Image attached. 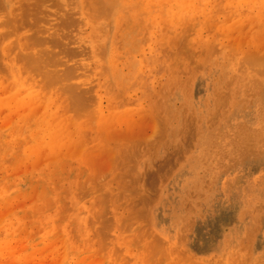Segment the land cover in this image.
I'll use <instances>...</instances> for the list:
<instances>
[{"label": "rangeland", "instance_id": "obj_1", "mask_svg": "<svg viewBox=\"0 0 264 264\" xmlns=\"http://www.w3.org/2000/svg\"><path fill=\"white\" fill-rule=\"evenodd\" d=\"M8 1L9 5L7 4V0H0V6L2 4V7L0 8H3L0 9V24L2 23V27L0 26V36H5L7 31H9V29L3 28V23L6 22L4 21V19L8 20L9 23L12 24L10 25L11 28H13L14 26L15 29L21 30L18 31L20 39L17 37V40H22V44L17 46L16 37H12L13 35L11 36L10 40L2 43L3 41H5L3 40L0 43V52L3 54H1L2 56H0H9V59L3 61L4 63L5 61L7 62L5 63V65L10 72L9 77H11V79L14 81H11L7 74H5L6 78H3V73H0V83H2L0 85V120H2V122H0V130L2 128L6 129V126H9V124L11 125L15 121H18V119L23 115L32 114L34 116V119L40 120L46 111V106L44 105V108H40L42 112L40 110L38 112L39 107L31 103L19 104L17 107H14V104L10 105V107H6L5 104H1V99H8L14 94V92L18 93L21 99L29 100V95H31L33 97L35 96V101H38V99L41 97L39 88H41L43 85H46L44 86V89H47L48 87V83H46L47 80L45 81L42 79V76H45L48 73L40 69L41 71L39 70L38 72H45V75L41 74L42 78L40 79L38 76H35L38 69H33L32 67H30V63L29 66L27 61L25 62V59L21 58L22 55H24L25 50L29 52V48L30 50L32 48V51H30L31 53L47 52L56 54L55 52H58L59 54V52H61V49L56 46V41L54 40L56 39L57 43L58 41H61L59 43L60 46L64 44L65 47L71 50H83V54L81 53L82 57L81 55H79L80 60L77 57L70 59V61H67L69 60L67 59L66 61L70 64L67 62H62L63 64L61 63V65H64L62 67H75L79 64L83 66L86 65V62H88L87 65L90 66L94 62V60L92 59L94 56L93 51L95 54L100 55L99 53L102 50H100L99 48L102 49L101 46L104 45V41L106 43L104 45L105 49L103 46L102 53L104 52V50L105 52L108 51L107 48H109V44L106 41L107 37L105 35L101 37V35L106 33L105 28H103V24L104 27H108L109 25L114 23V20H112L111 18L110 20L109 18H107L106 20L103 19L96 22V20L93 18V15L90 14L92 18L91 20L95 21L94 24H92L91 22L87 23L86 25L84 23H81L83 26H79L80 22L78 20L80 19L81 21V16L83 17V11L81 7L84 6L81 3V0H40L42 1L40 3L39 0L38 2L36 0H33V2L32 0ZM121 1L125 2V0ZM137 1L138 0H128L124 4V6L123 4L119 5L122 13L120 17L123 24L119 29V36L120 40H122L123 46H121V49L118 51L117 61L118 68L120 67L118 69V74L120 75V72H122L123 75L122 78L119 79V82L121 84L120 89L123 91L119 90V96L117 95L116 89L111 90L110 92L101 91L102 94L100 97V109L98 108V115L101 117L100 120H104V118H106L109 119L108 122L110 124L113 123L112 125H110L107 122L109 124L108 129L112 132V134H110V137L113 136L114 131L116 132H114V140L111 138L113 141L112 144L109 137L102 140L100 143L101 150L98 147V151L96 152L99 153V155L95 154V151L92 150V143L90 145L87 144L88 148L86 150L87 155V151L89 152L90 149V151H92L89 152L90 156L87 157L86 155V159L88 160L89 158V161H87L88 163L86 162V164L87 166H89V168H91L93 172L92 176L96 177L97 182H100L101 177L110 176L106 180L103 179L107 182L108 187H110V189L107 186L105 188H107L114 194L121 195L120 197L122 198V205L120 207L122 209V212H125L126 208L131 209L133 207L130 213L131 215L125 214V219L127 220H125V229L128 228L126 229L127 231H123L121 230L122 228H120L119 232L116 233H120L121 236V244L116 245L117 248L119 247L118 252H114L115 246L113 245V242L110 241L112 240L111 237V239L107 237L108 239H110V242H107V239V241L102 240L103 236H96V240L99 241H97L98 243L92 244H95L94 246L96 248L91 245L92 242L90 244L88 242H84L85 244L82 243L81 247H79L77 251L78 253H80L79 259L81 263H76L77 259L74 258V256H71V254L69 253L70 251L68 250L70 248H68V242L66 241V237L64 239L63 236L65 235H63L60 230L55 231L51 236L40 237L39 233H36L38 232L36 231L38 230V228L36 229V227L32 226L30 214L31 211L35 210L36 208L38 196H18L16 194V192L18 191L15 189L17 188L16 182L19 179H23L24 177L25 180L29 178L33 170L36 169L38 171L47 167V160L49 159L48 157H46V153L44 151H41L35 156V158L32 157L25 162L17 161L15 162V166L0 170V178L2 180H0V187H2V189H0V216H2L0 218V264H264V16L262 18L261 11L258 12V9L256 11L254 10L253 12H249L248 10V4L252 3V1L257 3L256 1L260 2L261 0H251V2L250 0L248 2L244 0H239V2H237L236 0V3L238 4L236 6H238V8L235 6V9H231L237 11H233L234 13L231 12L230 9L225 10V8H228V3L230 2V0H165L166 5L164 4L163 9H165V6L168 8L165 9L167 10L165 11L166 13L164 11V13L161 11V13H163L162 15L165 14V18L161 14H159L162 16L161 21H166L167 24V20L177 19L178 16H193L195 18L192 20L190 26L192 32L191 34L195 35V38L198 37L199 43H203L202 41L208 42H206V45L200 44L202 45L201 48H196L197 50L200 49L199 51H201V54L196 49L193 50L192 59L194 60L192 62V59H190L191 65L187 64V68L189 67L188 69L190 70V75L189 72H187L186 68L187 74L185 72H182L180 74L181 77L179 76V79H177V85L176 80H171L169 76L161 77L153 73L151 75V81L154 83L153 89L143 87L141 85V74H139L142 72H149L150 70L148 60L152 57L151 47L154 46V43H147L144 39H149V37H152L151 32L153 30L149 27L151 22H153V20H150L152 13L150 11H148L149 13H147L146 11L145 13V11L143 12L139 10L138 12L140 13L137 14L139 16L137 17V15H135L136 18L133 17L132 15L134 13V9L128 10L127 8L128 5H133V7H136L135 3H137ZM73 2L75 3L73 4ZM84 2L87 5L89 4L90 6H92L96 3V0H84ZM240 2H242V4ZM243 2H245L244 5ZM12 5H14V7ZM36 5H38L39 7L37 6L36 8ZM8 6H12L15 10L14 16H19H15L18 19V21H16L18 22L17 24L10 22L11 18L9 17L10 15H13V12H11L13 11V9L10 10ZM25 6L27 7L26 9ZM217 6L219 8L222 7L223 10H219ZM149 7L146 9H149ZM33 9L35 10V12ZM181 9H183L184 12L180 11ZM83 10L85 12L86 9L83 7ZM238 13L242 15H239ZM140 14H144L145 17L144 15H142L141 17ZM147 14L149 15L148 18ZM172 14L173 16H171ZM204 15H209L207 19L212 20V22L208 24L209 31L205 30L203 27L201 28L200 23L201 19L203 20L205 18ZM34 17H36L39 22ZM198 18L200 22H198ZM21 19H23L25 23ZM35 20L36 23L34 22ZM176 21L177 20H175L173 23H175ZM70 22H74L77 24L70 25ZM98 26H100L101 28ZM33 27H35L36 29H33ZM99 28L100 30L99 32H97ZM34 30L38 31L36 32ZM175 31V34L177 35V33L180 32V28L177 27ZM95 32H97V34H95ZM34 33H37V36L39 37L41 36L40 38L45 40L47 43L49 41L48 45L47 43L44 44L45 47L47 45L46 51L43 46L34 47L32 46L31 42L29 43L27 40H25ZM57 35L60 36L58 39ZM52 37L54 38L52 39ZM62 37H64L63 39L65 41H63V39L59 40ZM93 37L96 39H94ZM80 39L83 41H81ZM84 40L86 41V44L84 43ZM11 41L16 42L12 43ZM78 41L81 44H78ZM82 42L84 43L83 45ZM216 42L219 43H217L216 45ZM7 43L8 45L10 44V47L6 45ZM207 43H209L208 47L211 46V48L216 45L214 50L211 51L212 54L208 53L210 52L207 50L209 49L208 47L207 49L203 47L207 46ZM211 44H213V46ZM86 45L87 48H85ZM2 47L4 48L1 49ZM202 47L204 49H202ZM211 48L210 50H212ZM50 49L53 52H51ZM84 50L87 53L89 52V56L85 54V56L89 58V61H86L88 59L83 57ZM96 50H99V53ZM206 54H208V56ZM209 54H211V56H209ZM203 56H207V59L203 58ZM256 57H261V63L258 62L259 60H257L258 58ZM254 58L255 61L257 60L256 63L254 61ZM13 59L16 60L14 61ZM202 59H205L203 60L204 62L208 60V65L204 63V66L202 67ZM25 63H27V68ZM5 65H2L1 63V66H3L2 68H5ZM56 65L57 64L49 63L48 70L52 73L51 68L56 67ZM61 65H57V67H61ZM197 65L199 66L197 67ZM13 66L15 69L13 68ZM45 67L47 69V65ZM78 67L80 68V66ZM91 67L93 70V66ZM20 68L22 70H20ZM60 69L61 68H58V70ZM62 69L64 70L65 68ZM192 69L194 70L192 71ZM14 70L16 73H13ZM34 70L35 72H33ZM89 70H85V72H87L85 73V80L87 78L92 79L94 76L93 73L92 75L89 74ZM81 71L84 70L81 69ZM81 71L79 70L77 74H80ZM18 72L19 76L21 77L20 79L18 78ZM53 72L57 71H55L54 69ZM60 72L62 73L63 71L60 70L58 73ZM193 72L194 75H191ZM89 75L91 77H89ZM119 75L118 77H120ZM1 77L3 79V82L1 80ZM76 77L79 78V80L76 79ZM76 77L74 78L73 82L76 85H81L82 88L90 89L91 86H94L95 83L99 84V82L101 85L104 84V79H99V77L97 76V78L94 76V79L89 80L92 85H90V83H88L89 85L85 84V82H83L85 80L83 79V77H81V75V78L78 77V75ZM44 78H46V76ZM6 79H9L10 81H7ZM95 79L99 80H97L96 82ZM248 79L249 83L247 82ZM25 80H28L27 82L31 80L32 82L26 84L27 82ZM94 80L95 83L93 82ZM87 82L88 81H86V83ZM16 83L19 84L16 85L17 87L15 88V90H12L14 89V85ZM25 84L27 85V87ZM29 84L32 90L28 87ZM166 84L169 85V87L167 88V90H163ZM221 84L222 86H219ZM223 84H225L226 87L223 86ZM19 85L21 86L20 88L18 87ZM22 88H25L24 90L28 88L27 90L31 91H28L26 93V91L24 92ZM3 90L5 91V93ZM245 90L248 93H245ZM162 91L163 93L166 92V98ZM1 94L3 96H1ZM231 94L234 96H231ZM250 94H252L253 97ZM59 96L61 97L63 95ZM161 98L165 99V106H163V102L161 103ZM224 98L227 101H225ZM233 98L235 99L233 100ZM206 99H209L208 101H210V103ZM214 99L215 101L218 100L219 103L215 102ZM219 99H222L223 102H229L228 105L225 104L224 106L219 107L220 104H223V102ZM123 101L125 102L124 104L122 103ZM161 105L163 108L166 107V110L163 112L160 111L158 113V109L161 110L162 108L160 107ZM163 108L162 110H164ZM53 109H57L56 113L58 111L60 113L62 112V109L60 108L53 107ZM156 109L157 111H155ZM152 111L153 114H151ZM219 112L220 114H218ZM160 113H162L161 115H164L165 117L167 116V118L161 116ZM13 114L16 116L15 119L18 118L17 120L13 119ZM156 116L159 118H157ZM188 117L190 118V120L192 117L194 118L195 127L193 126V124L190 126L191 123L188 122V127L190 126L189 130L191 131V133H189L190 131L188 130V128L187 130L185 129L186 131L184 132L189 133V135L191 134V137H189L188 134H184V132L182 131L184 130V127H187L185 125H187ZM34 119H32V121ZM158 119L159 123L163 122V124H159L161 127L165 123L166 126L162 128L163 130L165 129L167 133L166 131H164L163 133L162 128V131L160 130V128H157L159 127ZM4 120L8 122H4ZM153 121L156 123H154ZM91 122L92 126H94V120ZM191 122L193 123V121ZM200 122L202 125L200 124ZM96 123L97 120L95 121V124ZM193 129H195L196 132H194ZM181 133L182 136L183 134L187 135L190 139H181ZM174 134L176 135V137L174 136ZM120 137L122 138L121 140ZM105 144L107 145V148L105 147ZM114 147L117 151H115L116 154L112 150L114 149ZM171 147L176 153V158L174 155H172L174 156V159H172L173 157H171V154H174V151L172 152ZM174 147L176 149H174ZM177 147L180 148V152ZM73 148H75V146H73ZM73 148L72 150L71 148L68 150V156L71 161H76L79 154H76L75 149L73 150ZM242 149L243 151H241ZM124 150L126 152L122 156ZM110 151L111 153L115 154H113L114 158L111 155ZM64 153H67V149L64 150ZM228 154H230L231 156ZM107 155H109L110 157ZM222 155L225 156L223 157ZM240 155L242 156L240 157ZM43 156L45 158V161L44 158H42ZM3 157L0 155V164H3L2 160L8 161ZM119 157L120 159L116 161V158ZM166 160H168L169 162ZM162 163H164V165ZM112 164L118 170H110L109 166L110 168L112 167V169L114 167ZM30 166L33 167L31 168ZM192 167L193 169H191ZM72 168L74 169L75 167L70 166L69 174L71 173V175H73ZM88 171L90 172V169ZM113 172L114 174H112ZM131 174L133 175V177ZM2 177L6 178L3 179ZM103 180H101V183L96 188L90 187V185L86 188V185L85 187L81 188L80 193H82V196H85V199L87 201L93 202L95 198L99 197L102 194L101 187L107 185ZM4 183L6 184L5 188L3 187ZM88 191H90L89 195ZM84 192H87V196L83 195ZM198 194H200L201 196H198ZM124 197L126 200L123 201ZM114 198V200L116 201L117 198ZM17 200H19V202H17ZM25 203L27 205H25ZM60 203L64 202L62 201ZM134 207H136L137 209ZM13 208L15 211L7 212L9 211V209L13 210ZM133 209L135 210V213ZM139 209L140 211H136ZM5 212L9 214L7 215V213ZM4 214L7 216L5 217ZM66 216L67 211L61 214L60 223L66 224L69 222ZM133 216L134 218L132 219ZM129 217H131V220L129 219ZM123 219L120 220L124 222ZM12 221L18 223L20 227L22 225L24 227H21L20 230H18L19 228L15 229L12 224L7 227L8 224H10V222ZM88 222L90 223V221ZM92 224L93 225H87L88 233H92L93 230L95 231V223ZM127 226H130V228ZM123 238H126V241ZM89 239L91 240V237ZM126 242H130V244H132L130 245L127 243L128 245H126ZM106 243L110 244L107 245ZM77 244L78 241L74 246H77ZM104 244H106L107 247L104 246V248L102 246ZM62 245L63 250L61 247ZM89 245L92 246V249L91 247H88ZM82 246L85 248H83ZM97 246H99L100 248H97ZM150 250H153L152 253ZM110 253L112 256L109 255ZM148 253H150V255H148ZM117 255L119 256V258L117 257ZM156 256L157 258H159L157 259ZM108 261H110L111 263H109ZM129 261H131V263Z\"/></svg>", "mask_w": 264, "mask_h": 264}, {"label": "bare ground", "instance_id": "obj_2", "mask_svg": "<svg viewBox=\"0 0 264 264\" xmlns=\"http://www.w3.org/2000/svg\"><path fill=\"white\" fill-rule=\"evenodd\" d=\"M38 2V0H36ZM65 1V0H64ZM63 1V2H64ZM88 1V0H87ZM128 0H125L124 1H121V0H96V3L93 4L92 6H90L89 4L87 5L84 0H81V3L84 5L81 7L82 9V15L83 17L81 16V21L80 19L78 20L80 23H79V26H81L82 24L81 23H84L85 25L87 23H92L94 24L95 21H92L91 19V15H93V18L97 21H100V20H103V19H107L110 18L112 20H114V23H112L111 25H109L107 28L104 27V24H103V28H105V34L101 35L102 36H106L107 37V42L109 44V48H107L108 51L102 53L103 51V46L105 45V41H104V45L101 46V48H99L100 50H102L100 53H99V50H96L100 55L98 54H95L94 51H93V60L94 62L88 66V62H86V65H81L79 64L78 66H80V68L77 66L75 67H62L64 65H61V63H65L67 61H70V59H73V58H78L79 59V55H81L82 57V51H76V50H71V49H68L67 47H65V45L63 44L62 46H60V42L61 41H58L57 43V40L54 39L56 41V46H58L60 49H61V52H55L56 54L54 53H47V52H43V53H34V52H30L32 51V48L30 50L29 48V52H27L25 50V53L24 55H22L21 58H24L25 59V62L27 61V63L29 64L30 67H32L33 69H38L36 71V75L35 76H38L40 79L42 78L43 80H47L46 83H48V87L47 89H44V86L46 85H43L41 88H39V91H40V98L38 99V101H35L34 97L29 95V100L28 99H21L19 97V94L14 92V94L9 97L8 99H5V100H2L1 99V104H5L6 107H10V105L14 104L15 106L14 107H17L19 104H28V103H31V104H34L35 106L39 107L38 108V112L40 110L41 107L46 106V111L43 115V117L40 119V120H37V119H34V116L32 114H29V115H23L22 117H20L19 119L16 118L15 119V115H14V120H17L18 121H15L13 122L11 125L9 124V126H6V129H1L0 130V155L3 157V158H6L8 161H4L2 160L3 164H0V170L2 169H6V168H10V167H13L15 166V162L17 161H20V162H25V161H28L30 158H35V156L40 153L41 151H44L46 153V157H48L49 160H47V167H45L44 169L42 170H33L31 172V175L29 176V178L25 179L24 180V177L23 179H17L18 181L16 182V186L17 188L15 190H17L18 192H16V194L18 196H22V197H35V196H38V202L36 203V208L35 210L31 211V224L33 227H36V229L38 228V232L36 233H39L40 237L41 236H51L53 235V233L57 230H60V232L63 233V236L64 239L66 237V241L68 242L67 244L69 245L68 248H70L68 251H70L69 253L71 254V256H74V258L77 259L76 263H81L80 259H79V255L80 253H78V249L79 247H81L82 243L84 242H88L89 244L91 243V245L93 243H98L97 241L99 240H96V236H103L102 237V240L103 241H107V242H110L112 241L113 242V245L115 246V249H114V252H118L119 250V247L117 248L116 245H119L121 244V236H120V233L119 234H116L117 232H119V229L122 228L121 230H125L127 231L126 228L125 229V222L127 221L125 219L126 215L125 214H130L131 213V210L132 208L130 209H125L126 211L125 212H122V209H121V205H122V198L120 197L121 195L119 194H114L113 192H111L110 190H108L107 188H105L106 186L108 187V184L106 181H104L103 179H107L109 178L110 174L108 175L109 177H101V180H103L104 182H106L105 186H102V194L95 198L94 199V204L93 202L91 201H87L85 199V196H82V193H80V190L81 188L85 187L86 185V188L90 185V187H97L100 183H101V180L100 182L96 180V177L92 176L93 175V172L91 170V168H89V166H87L86 162L89 161V158L88 160L86 159V150H87V144H91L92 146V150L95 151V154H98L99 153H96L98 151V147L99 149L101 148L100 147V143L102 140H104L105 138L109 137L110 139L114 138V132H113V136L110 137V134H112L111 131H109V119H106L104 118V120H100V116L98 115V108L100 109V97H101V94L102 92L101 91H104V92H110L111 90H114L116 89L117 90V95L119 96L120 95V80L122 78V72H120V75L118 74V59H117V55H118V51L121 49V46L122 45V40H120V36H119V33H120V28H121V25L122 24V20H121V10L119 8V5L120 4H124L127 2ZM186 1V0H185ZM203 1V0H202ZM201 1V2H202ZM214 1V0H212ZM224 1V0H223ZM246 2H248L249 0H244ZM33 2V0H32ZM36 2V3H37ZM42 2L39 0V3ZM228 2V1H227ZM226 2V4H227ZM237 2H239V0H237ZM251 2V0H250ZM257 3L253 2L248 4L249 7H248V10L249 12H253L254 10L256 11L258 9V12L261 11V14H262V18L264 16V0H261L260 2L259 1H256ZM2 3V1H1ZM75 2H73L74 4ZM242 4V2H240ZM7 4L9 5V1L7 0ZM34 4V3H33ZM72 4V5H73ZM136 4V7H133V5H128V10L129 9H134V13H133V17H135V15H137L139 10L140 11H147V13H149L148 11H150L152 13L151 15V18L150 20H153V22H151V26L149 25L150 29H152L153 31L151 32V36L152 37H149V39H144L147 43H154V46L151 47V50H152V57L148 60V63H149V66H150V70L149 72H142V73H139L141 74V85L143 87H148L150 89H153L154 88V83L151 81V75L154 73L155 75H158V76H161V77H165V76H169L171 80H176V83H177V79H179V76L181 77V73L182 72H185L186 73V68H187V64L188 65H191V61L190 59H192V55H193V50H195L196 48H201L202 45H206V42L202 41L203 43H199L198 41V37L195 38V35H192L191 33V23H192V20L195 18L193 16H178L177 19H170V20H167V24H166V21H161V18L162 16L165 18V14L162 15L165 11L166 7L165 6V9L164 8V4L166 5L165 3V0H138ZM149 4V5H148ZM217 4V3H216ZM245 4V2H243V5ZM25 5V4H24ZM23 5V6H24ZM29 5V4H28ZM148 5V6H147ZM196 5V4H195ZM213 5V4H211ZM238 5L236 3V0H230V2L228 3V8H225V10L227 9H235V6ZM6 6V5H5ZM14 7V5H12ZM11 6V7H12ZM22 6V7H23ZM27 6V5H26ZM25 6V9L27 8ZM30 6V5H29ZM38 5H36V8H37ZM79 6V4H78ZM147 6V7H146ZM150 6V7H149ZM227 6V5H226ZM2 7V4L1 6ZM9 7V6H8ZM10 8V10L13 9V7ZM39 7V6H38ZM83 7L86 9L85 12L83 10ZM149 9H146L148 8ZM173 7V6H172ZM238 8V6H236ZM247 7V6H246ZM24 8V7H23ZM31 8V7H30ZM35 8V7H34ZM137 8V9H135ZM174 8V7H173ZM217 8H219L217 6ZM244 8V7H243ZM0 9H3V8H0ZM171 9V8H170ZM209 9V8H208ZM5 10V9H4ZM9 10V9H8ZM34 10V9H33ZM37 10V9H36ZM39 10V9H38ZM126 10V9H125ZM187 10V9H185ZM214 10V9H213ZM219 10H223L222 7L219 8ZM14 9L13 11V15H10L9 18H11L10 22L14 23V24H17L18 22V19L16 17H19L17 15L14 16ZM24 11V10H23ZM31 11V10H30ZM29 11V12H30ZM161 11L163 13H161ZM175 11V10H174ZM180 11L184 12L183 9H181ZM237 12L236 10H231V12ZM26 12V11H25ZM35 12V10H34ZM38 12V11H37ZM158 12V13H157ZM181 12V13H182ZM204 12V11H203ZM211 12V11H210ZM227 12V11H226ZM233 12V13H234ZM244 12V11H243ZM248 12V13H249ZM4 13V12H3ZM17 13V12H16ZM31 13V12H30ZM56 13V12H55ZM54 13V14H55ZM131 13V12H130ZM166 13V12H165ZM245 13V12H244ZM161 14V15H159ZM205 14V13H204ZM210 14V13H209ZM232 14V13H231ZM230 14V15H231ZM239 14V13H238ZM237 14V15H238ZM4 15V14H3ZM2 15V16H3ZM19 15V14H18ZM41 15V14H39ZM38 15V16H39ZM56 15V14H55ZM124 15V14H123ZM131 15V14H130ZM142 15L144 14H140V16L142 17ZM148 15V14H147ZM167 15V14H166ZM233 15V14H232ZM239 15H242V14H239ZM238 15V16H239ZM251 15V14H249ZM6 16V15H5ZM4 16V17H5ZM9 16V15H8ZM7 16V17H8ZM37 16V15H36ZM59 16V15H58ZM65 16V15H64ZM90 18H89V17ZM139 15H137L138 17ZM173 16V14L171 15ZM198 16V15H197ZM205 16V15H204ZM234 16V15H233ZM248 16V15H247ZM1 17V16H0ZM30 17V16H29ZM50 17V16H49ZM145 17V15H144ZM149 17V15L147 16V18ZM168 17V16H167ZM209 17V15L205 16V18L202 20L201 19V28L203 27L205 30L209 31V23L212 22V20H208L207 18ZM223 17V16H222ZM23 18V17H22ZM31 18V17H30ZM33 18V16H32ZM36 18V17H34ZM43 18V17H42ZM83 18V20H82ZM136 18V17H135ZM173 18V17H171ZM175 18V17H174ZM27 19V18H26ZM244 19V18H243ZM264 19V18H263ZM23 20V19H21ZM29 20V18H28ZM33 20V19H32ZM37 20V18H36ZM36 20L34 21L36 23ZM66 20V19H65ZM175 20H177L175 23H173ZM199 20V18H198ZM225 20V19H224ZM245 20V19H244ZM6 21L5 23H3V28H6V29H9V31H7V33L5 34V36L2 37V35L0 36V43L3 41L2 43H5L6 41L10 40L11 36L12 37H16V40L19 38L20 39V36L18 35V29H15L14 26L13 28H11L10 25H12L11 23H9L8 20H5ZM2 21V22H4ZM8 21V22H7ZM31 21V20H30ZM38 21V20H37ZM247 21V19H246ZM260 21V20H259ZM1 22V20H0ZM23 22L25 23V21L23 20ZM32 22V21H31ZM39 22V21H38ZM60 22V21H59ZM66 22V21H65ZM109 22V21H107ZM135 22V21H134ZM146 22V21H145ZM200 22V20L198 21ZM197 22V24H198ZM194 23V22H193ZM2 24V23H1ZM0 24V26H1ZM20 24V23H19ZM33 24V23H32ZM39 24V23H38ZM37 24V25H38ZM70 25H73V24H77V23H74V22H70L69 23ZM108 24V23H107ZM196 24V25H197ZM24 25V24H23ZM29 25V24H28ZM42 25V24H41ZM64 25V24H63ZM66 25V24H65ZM6 26V27H5ZM49 26V25H48ZM83 26V25H82ZM94 26V25H93ZM133 26V25H132ZM199 26V25H198ZM2 27V26H1ZM19 27V25H18ZM17 27V28H18ZM56 27V26H55ZM91 27V26H90ZM100 27V26H98ZM177 27L180 28V32L177 33V35L175 34V30L177 29ZM195 27V26H194ZM95 28V27H94ZM101 28V27H100ZM100 28L98 29L97 32H99ZM193 28V27H192ZM2 29V28H1ZM32 29V28H30ZM33 29H36L35 27H33ZM41 29V28H39ZM224 30V29H223ZM21 31V30H20ZM36 31V30H34ZM38 31V30H37ZM36 31V32H37ZM40 31V30H39ZM48 31V30H47ZM146 31V30H145ZM178 31V30H177ZM198 31V29H197ZM221 31V30H220ZM225 31V30H224ZM254 31V30H253ZM82 32V31H80ZM93 32V31H92ZM97 32H95V34H97ZM148 32V31H147ZM54 33V32H53ZM144 33V32H143ZM42 34V33H41ZM65 34V33H64ZM81 34V33H80ZM195 34V33H194ZM197 34V33H196ZM40 35V33H39ZM51 35V33H50ZM60 35V34H59ZM66 35V34H65ZM99 35V34H98ZM262 35V34H261ZM260 35V36H261ZM44 36V35H43ZM48 36V34H47ZM58 36V35H57ZM57 36H54V37H57ZM62 36V35H61ZM85 36V35H84ZM122 36V35H121ZM176 36V37H175ZM214 36V35H213ZM243 36V34H242ZM18 37V38H17ZM41 37V36H40ZM39 36H37V33H34L32 34L30 37H28L27 40L29 43L31 42L32 43V46L34 47H41L43 46V48H45V51L47 50V45L48 43L43 40L42 38H40ZM52 37V39L54 38ZM60 36L57 37V39L59 38ZM99 37V36H97ZM126 37V36H125ZM216 37V35H215ZM44 38V37H43ZM64 37L60 38L59 40L63 39ZM67 38V37H66ZM94 38V37H93ZM203 38V37H202ZM213 38V37H212ZM23 39V40H24ZM50 39V38H49ZM89 39V38H88ZM96 39V38H94ZM51 40V39H50ZM81 40V39H80ZM79 40V41H80ZM91 40V39H90ZM208 40H211V39H208ZM52 41V40H51ZM63 41H65L63 39ZM78 41V44H81L80 42ZM83 41V40H81ZM144 41V42H145ZM12 43L13 42H16V41H11ZM10 42V43H11ZM75 42V41H73ZM86 41L84 40V43ZM94 42V41H93ZM97 42V41H96ZM11 43V44H12ZM47 43L46 47L44 46V44ZM53 43V42H52ZM82 42V45L84 44ZM138 43V42H137ZM217 43L219 42H216V45ZM259 43V42H258ZM20 44H22V40H17V46H19ZM75 44V43H74ZM86 44V43H85ZM202 44V45H200ZM208 44L207 43V46H203L204 48L207 49L208 47ZM8 45V43L6 44ZM5 45V46H6ZM26 45H27V42H26ZM55 45V43H54ZM73 45V44H72ZM80 45V46H82ZM213 46V44H211ZM215 45V46H216ZM4 46V47H5ZM77 46V45H76ZM85 46V45H84ZM108 46V45H107ZM214 47L211 48L208 47L209 49H207L208 53H211V51L214 50ZM1 47V46H0ZM4 47H2L1 49H3ZM8 47H10V44L8 45ZM30 47V46H29ZM78 47V46H77ZM139 47V46H138ZM202 47V49H204ZM17 48V47H16ZM27 48V47H26ZM50 48V47H49ZM87 48V45L86 47ZM89 48V47H88ZM210 48L212 50H210ZM7 49V48H6ZM18 49V48H17ZM42 49V48H40ZM79 49V48H78ZM82 49V48H81ZM104 49H105V46H104ZM145 49V48H144ZM219 49V48H218ZM250 49V48H249ZM9 50V49H8ZM51 50V49H50ZM197 50V49H196ZM200 49H198L197 51H199ZM3 51V50H2ZM11 51V50H10ZM40 51H44V50H40ZM141 51V50H140ZM6 52V51H5ZM9 52V51H8ZM14 52V51H13ZM39 52V51H38ZM51 52H53L51 50ZM195 52V51H194ZM207 52V51H206ZM205 52V53H206ZM22 53V52H21ZM82 53V54H81ZM91 53V52H90ZM199 53L201 54V51H199ZM215 53V52H213ZM2 53L0 52V55ZM85 54H87L89 56V52H85L84 50V56L86 59V61H89V58L87 56H85ZM199 54V55H200ZM212 54V53H211ZM211 54H209V56H211ZM3 55V54H2ZM1 55V56H2ZM63 55V56H61ZM92 55V54H90ZM208 56V54H206ZM0 56V73H3L2 76L3 78H6L5 77V74H7V76L9 77V70L6 68L7 66L5 65V63H7L3 60H6V59H9V56H3L1 57ZM17 56V54H16ZM206 56V57H207ZM91 57V56H90ZM206 57L203 56V58L207 59ZM213 57V56H212ZM249 57V56H248ZM262 57V55H261ZM260 57V58H261ZM258 58V57H256ZM260 58H258L257 60H259L258 62L261 63L260 61ZM69 59V60H67ZM205 59H202L205 60ZM12 60V59H11ZM14 60V59H13ZM16 60V59H15ZM14 60V61H15ZM67 60V61H66ZM80 60V59H79ZM194 59H192V62H193ZM208 60H209V57H208ZM207 60V61H208ZM241 60V59H240ZM256 60V61H257ZM263 60V59H262ZM23 61V60H21ZM20 61V62H21ZM29 61V62H28ZM77 61V60H75ZM92 61V60H91ZM132 61V60H131ZM207 61H203V65L202 67L204 66V63L206 65L207 64ZM254 61H255V58H254ZM255 61V63H256ZM11 62V61H10ZM13 62V61H12ZM81 62V61H80ZM195 62V61H194ZM257 62V64H258ZM264 62V61H263ZM1 63L2 65H5L4 67L5 68H2L3 66H1ZM4 63V64H3ZM27 63L26 64V68H27ZM49 63H53V64H57V65H61V67H50L51 70H52V73L51 71L48 70V64ZM62 63V64H63ZM69 63V62H67ZM70 64V63H69ZM76 64V63H75ZM84 64V63H83ZM224 64V63H223ZM240 64V63H239ZM253 64V63H252ZM251 64V65H252ZM12 65V64H10ZM15 65V63H14ZM47 65V69H46V66ZM193 65V64H192ZM201 65V64H200ZM210 65V64H209ZM222 65V64H221ZM241 65V64H240ZM260 65V64H259ZM20 66H21V63H20ZM25 66V65H24ZM51 66V64H50ZM55 66V65H53ZM66 66V65H65ZM72 66V65H71ZM93 66V70H92V67ZM95 66V67H94ZM199 65H197L198 67ZM234 66V65H233ZM239 66V65H238ZM90 67V68H89ZM176 67V68H175ZM10 68V67H9ZM14 68V66H13ZM45 68V69H43ZM58 68H61L60 70L63 71L62 73H58L60 70H58ZM62 68H65L64 70ZM189 68V67H188ZM187 68V72H189L190 70ZM193 68V67H192ZM212 68V67H211ZM229 68V67H228ZM243 68V66H242ZM261 68V67H260ZM15 69V68H14ZM19 69V68H18ZM30 69V68H29ZM40 69H42V71H45L46 73H48L47 75H45V72H38ZM55 69V71L57 72H53V70ZM84 70V71H81ZM90 69V70H89ZM199 69V68H198ZM246 69V68H245ZM13 70V69H11ZM20 70H22L20 68ZM19 70V71H20ZM31 70V69H30ZM81 71V73L77 74L78 71ZM85 70H89V74L93 75L96 77H99L100 78H103L104 79V84L101 85L100 82L99 84H96L95 83V80L97 82V80L99 79H95L93 82L95 83L94 86H91L90 89H86V88H82V86L80 85H76L73 80L74 78L78 75V77H83V79L85 80ZM185 70V71H184ZM194 69H192L193 71ZM211 70V69H210ZM32 71V70H31ZM41 71V70H40ZM49 71V72H47ZM252 71V70H251ZM12 72V71H11ZM15 72V70L13 71V73ZM35 72V70L33 71ZM38 72V73H37ZM84 74H83V73ZM196 72V71H195ZM198 72V71H197ZM243 72V71H242ZM253 72V71H252ZM263 72V71H262ZM16 73V72H15ZM27 74V73H26ZM30 74V73H29ZM38 74V75H37ZM41 74L45 75L46 78H44L45 76H42L41 77ZM77 74V75H76ZM83 74V76H82ZM184 74V73H183ZM187 74V73H186ZM264 74V73H263ZM12 75V74H10ZM23 75V73H22ZM33 75V74H32ZM89 75V77H91ZM118 75L120 77H118ZM189 75H190V72H189ZM191 75H194V72L191 74ZM214 75V74H213ZM231 75V74H230ZM1 76V75H0ZM18 76H19V72H18ZM26 76V75H25ZM94 76L92 79H94ZM223 76V75H222ZM263 76V75H262ZM23 77V76H22ZM80 77V78H81ZM86 77H87V74H86ZM96 77V78H97ZM225 77V76H224ZM241 77V76H240ZM251 77V75H250ZM11 79V77H9ZM19 79L21 78L20 76L18 77ZM35 78V77H34ZM18 79V81H19ZM76 79L79 80V78L76 77ZM88 79V80H87ZM85 81V84H88L90 83L89 80H92L90 78H87ZM1 80L3 82V79L1 77ZM7 81L9 79H6ZM29 80V79H28ZM27 80V81H28ZM49 80V82H48ZM10 81V80H9ZM11 81H13L11 79ZM24 81V80H23ZM26 81V80H25ZM26 81V82H27ZM41 81V80H40ZM44 81V82H45ZM86 81H88L86 83ZM168 81V80H166ZM195 81V80H194ZM217 81V80H216ZM220 81V80H219ZM1 82V81H0ZM14 82V81H13ZM29 82H32L31 80ZM29 82H27L26 84H28ZM38 82V81H37ZM92 82V81H91ZM92 82V83H93ZM249 83V79L247 81ZM246 82V83H247ZM25 83V82H24ZM23 83V84H24ZM45 83V84H46ZM131 83V82H130ZM194 83V82H193ZM221 83V82H220ZM2 83H0L1 85ZM19 84V83H16L14 86V89L12 90H15V88L17 87L16 85ZM25 84V85H26ZM31 84V83H30ZM29 84V88L31 87ZM33 84V83H32ZM37 85V84H36ZM83 85V84H82ZM89 85V84H88ZM90 85H92L90 83ZM123 85V83H122ZM178 85V83H177ZM176 85V86H177ZM209 85V83H208ZM227 85V83H226ZM238 85V84H237ZM87 86V85H86ZM219 86H222L219 85ZM223 86H225V84H223ZM242 86V84H241ZM1 87V86H0ZM19 88L21 87L20 85L18 86ZM27 87V85H26ZM124 87V86H122ZM166 87V88H165ZM165 87L163 88V90H167V88L169 87V85H165ZM175 87V86H174ZM226 87V86H225ZM224 87V88H225ZM250 87V86H249ZM176 88V87H175ZM23 90L25 88H22ZM21 89V90H22ZM28 89V88H27ZM24 90V92L26 91V93L29 91V90ZM31 89V88H30ZM34 89V88H33ZM41 89V90H40ZM218 89V87H217ZM238 89V88H237ZM9 90V89H7ZM20 90V91H21ZM32 90V89H31ZM30 90V91H31ZM170 90V89H169ZM168 90V91H169ZM173 90V89H172ZM228 90V89H227ZM231 90V89H230ZM251 90V88H250ZM4 91V90H3ZM29 91V92H30ZM123 91V90H121ZM171 91V90H170ZM217 91V90H216ZM229 91V90H228ZM237 91V90H236ZM11 92V91H10ZM101 92V93H100ZM165 92V91H164ZM218 92V91H217ZM247 91L245 90V93ZM1 93V92H0ZM5 93V91H4ZM8 93V91H7ZM21 93V92H20ZM163 93V91H162ZM169 93V92H168ZM167 93V94H168ZM248 93V92H247ZM22 94V93H21ZM164 96L166 95V92L163 93ZM215 94V93H214ZM234 94V93H233ZM238 94V93H237ZM59 95H63V96H59ZM219 95V94H218ZM222 95V94H221ZM245 95V94H244ZM252 96V94H250ZM249 95V97H250ZM1 96H3L1 94ZM225 96V95H224ZM231 96H234L231 94ZM248 96V95H247ZM223 97V96H221ZM253 97V96H252ZM164 98V97H163ZM166 98V96H165ZM232 98V97H231ZM248 98V97H247ZM162 99V98H161ZM213 99V98H212ZM230 99V98H229ZM235 98H233L234 100ZM163 100V101H162ZM161 100V103L163 102V106H165L164 104V100L165 99H162ZM207 100V99H206ZM209 100V99H208ZM207 100V101H208ZM217 100V99H216ZM220 100V99H219ZM225 100V98H224ZM215 101V99H214ZM220 101L223 102V100L221 99ZM227 101V100H225ZM223 102V104H220V106H224L225 104L228 105L229 102ZM240 101V100H239ZM129 102V101H128ZM210 103V101H208ZM215 102H218L215 101ZM221 102V103H222ZM234 102V101H232ZM241 102V101H240ZM123 104L125 103L124 101L122 102ZM132 103V102H131ZM130 103V104H131ZM161 103H158V104H161ZM166 103V102H165ZM172 103V102H171ZM175 103V102H174ZM207 103V102H206ZM219 103V102H218ZM217 104V103H216ZM32 105V106H34ZM199 105V104H198ZM238 105V104H236ZM210 106V104H209ZM53 107H57V108H60L62 109V112L60 113L59 111L56 113V110L57 109H53ZM162 107V105L160 106ZM218 107V108H219ZM226 107V106H225ZM13 108V107H12ZM24 108V107H22ZM21 108V109H22ZM44 108V107H43ZM42 108V109H43ZM70 108H71V112H70ZM150 108V106H149ZM163 108V107H162ZM159 110L158 109V113L161 111H165L166 110V107H164L163 109L164 110ZM231 108V107H230ZM59 109V110H60ZM208 109V108H207ZM220 109V108H219ZM225 109V108H224ZM44 110V109H43ZM72 110H73V113H72ZM232 110V109H231ZM42 112V110H40ZM61 111V110H60ZM100 111V110H99ZM157 111V109L155 110ZM172 111V110H171ZM213 111V110H212ZM230 111V109H229ZM24 112V111H23ZM113 112V111H112ZM148 112H149V109H148ZM201 112V111H200ZM209 112V111H208ZM215 112V111H214ZM224 112V110H223ZM71 113V115H70ZM196 113V112H195ZM210 113V112H209ZM212 113V112H211ZM216 113H217V110H216ZM18 114V113H17ZM16 114V115H17ZM39 114V113H37ZM102 114V113H101ZM100 114V115H101ZM153 114V111L152 113ZM162 113H160L161 115ZM184 114V113H183ZM192 114V113H191ZM220 114V112L218 113ZM11 115V114H10ZM210 115V114H209ZM212 115V114H211ZM38 116V115H36ZM42 116V115H41ZM161 116H164V115H161ZM160 116V117H161ZM208 116V115H207ZM222 116V115H221ZM19 117V115H18ZM157 117V116H156ZM191 117V116H190ZM159 118V117H157ZM164 118H167V116ZM163 118V120H164ZM225 118V117H224ZM32 119H34L32 122ZM222 119V118H221ZM229 119V118H228ZM94 120V126H92V122ZM97 120V123L95 124V121ZM6 120H4L5 122ZM129 121V120H128ZM193 121V123L191 122ZM201 121V120H200ZM221 121V120H219ZM0 122H2V120H0ZM3 122V123H4ZM8 122V121H6ZM109 124H108V123ZM154 122V121H153ZM190 122V126L193 124L194 126V118L192 117L191 120L190 118L188 117V121H187V127H184V130H182L183 132L187 130H189V123ZM198 122V121H197ZM156 123V122H154ZM196 123V122H195ZM2 124V123H1ZM113 124V123H112ZM110 124V125H112ZM159 124H163V122H160L159 123V119H158V125ZM201 124V122H200ZM199 124V125H200ZM221 124V123H220ZM196 125V124H195ZM202 125V124H201ZM93 128H92V127ZM157 126V125H156ZM165 123L164 125L162 126L164 128ZM4 127V126H3ZM140 127V126H139ZM160 125L159 127L157 128H162ZM195 127V126H194ZM225 127V126H224ZM162 128V130H163ZM200 128V127H199ZM186 129V130H185ZM120 130V129H119ZM118 130V131H119ZM161 130V131H162ZM176 130V129H175ZM194 132L195 129H193ZM192 130V132H193ZM117 131V130H116ZM159 131V129H158ZM157 131V133H158ZM164 131H166L165 129L163 130V133ZM181 131V132H182ZM190 131V130H189ZM188 131V132H189ZM182 132V133H183ZM198 132V131H197ZM223 132V131H222ZM245 132V131H244ZM116 133V132H115ZM121 133H122V130H121ZM167 133V131H166ZM165 133V134H166ZM177 133V132H175ZM182 133L180 134V136L182 137L181 139H186V138H189L191 137L189 135V133H191V131L189 133H185L184 134H188L187 135H184L182 136ZM201 133V132H200ZM199 133V134H200ZM203 133V132H202ZM213 133V131H212ZM109 134V135H108ZM118 134V133H117ZM123 135V134H122ZM141 135V134H140ZM159 135V133H158ZM161 135H162V132H161ZM120 136V135H119ZM174 136L176 137V135L174 134ZM186 136V137H184ZM73 140H71L70 139ZM132 137V136H130ZM184 137V138H183ZM194 137V136H193ZM197 137V136H196ZM160 138V137H158ZM157 138V139H158ZM112 139L110 140L111 141V144H112ZM122 138L120 137V140ZM152 139V138H151ZM175 139V138H174ZM190 139V138H189ZM188 139V140H189ZM114 140V139H113ZM118 140V139H117ZM176 140V139H175ZM187 140V139H186ZM197 140V139H196ZM72 141V142H71ZM76 141V142H74ZM174 141V140H173ZM74 142V143H73ZM123 142V141H122ZM125 142V141H124ZM188 142V141H187ZM253 142V141H252ZM119 143V141H118ZM117 143V145H118ZM176 143V142H175ZM199 143V142H198ZM197 143V144H198ZM114 144V143H113ZM167 144V143H166ZM189 144V143H188ZM72 145V146H71ZM252 145V144H251ZM71 146V147H70ZM73 146H75V148H73ZM110 146V145H109ZM181 146V145H180ZM179 146V147H180ZM200 146V145H199ZM220 146V145H219ZM233 146V145H232ZM73 148V150L75 149V152L76 154H79L76 161H71L69 159V149ZM104 147V146H103ZM105 147L107 148V145L105 144ZM134 147V146H133ZM166 147V146H165ZM176 147V145H175ZM174 147V149H176ZM177 147V149L179 150L180 152V148ZM123 148V147H122ZM172 148V147H171ZM244 148V147H243ZM249 148V147H248ZM251 148V147H250ZM67 149V153L65 154L64 153V150ZM129 149V148H128ZM149 149V148H148ZM168 149V148H167ZM192 149V148H191ZM91 150V149H90ZM89 152H92L90 151ZM101 150V149H100ZM111 150V149H110ZM114 152L116 151L115 150V147L114 149H112ZM222 150V149H221ZM245 150V149H244ZM251 150V149H250ZM109 151V150H108ZM149 151V150H148ZM170 151V150H169ZM173 148H172V152H173ZM233 151H234V148H233ZM243 151V149L241 150ZM66 152V151H65ZM74 152V151H73ZM89 152L87 151L88 156L89 155ZM106 152V151H105ZM117 152V151H116ZM115 152V154H116ZM123 152V151H122ZM125 150H124V153L122 154V156L125 154ZM171 152V153H172ZM178 152V151H177ZM236 152V151H235ZM103 153V152H102ZM111 153V151H110ZM109 153V154H110ZM169 153V154H171ZM228 153V152H227ZM244 153V152H243ZM114 153H111V155L113 156L114 158ZM175 151H174V154H171V157H173L172 159H174V156L176 158V155H175ZM221 154V153H220ZM235 154V153H234ZM246 154V152H245ZM74 155V154H73ZM119 155V154H118ZM174 155V156H172ZM187 155V154H186ZM226 155V153H225ZM224 155V156H225ZM230 155V154H228ZM232 155V153H231ZM230 155V156H231ZM106 156V155H105ZM109 156V155H107ZM127 156V155H126ZM151 156V154H150ZM223 156V155H222ZM223 156V157H224ZM242 155H240L241 157ZM110 157V156H109ZM108 157V158H109ZM165 157V156H164ZM169 157V156H168ZM170 157V158H171ZM244 157V156H243ZM242 157V159H243ZM44 158V156L42 157ZM71 158V157H70ZM95 158V157H94ZM120 159L119 158H116V161ZM179 159V158H178ZM223 159V158H222ZM43 160V159H42ZM92 160V159H90ZM94 160V159H93ZM156 160V159H155ZM183 160V159H182ZM234 160V159H233ZM236 160V159H235ZM44 161H45V158H44ZM43 161V162H44ZM49 161V162H48ZM115 161V162H116ZM168 161V160H166ZM240 161V160H239ZM42 162V163H43ZM96 162V161H95ZM108 162V161H107ZM169 162V161H168ZM238 162V160H237ZM88 163V162H87ZM90 163V162H89ZM222 163V162H221ZM230 163V162H229ZM95 164V163H94ZM97 164V163H96ZM99 164V163H98ZM119 164V163H118ZM164 165V163H162ZM181 164V163H180ZM187 164V163H186ZM190 164V163H189ZM220 164V163H219ZM28 165V164H27ZM113 165V164H112ZM161 165V166H163ZM39 166V165H38ZM70 166L72 167H75L72 171V174L71 173L69 174L70 172ZM95 166V165H94ZM93 166V167H94ZM114 166V165H113ZM119 166V165H118ZM172 166V165H171ZM229 166V165H228ZM232 166V165H231ZM31 168L33 166H30ZM136 167V166H135ZM134 167V169H135ZM175 167H176V164H175ZM29 168V167H28ZM98 168V167H97ZM132 168V167H131ZM229 168V167H228ZM231 168V167H230ZM90 169V172L88 171ZM109 169L110 170H114V169H117L115 166L110 168L109 166ZM128 169V168H127ZM193 169V167L191 168ZM190 169V170H191ZM23 170V169H22ZM118 170V169H117ZM116 171V170H115ZM129 171V170H128ZM9 172V171H8ZM139 172V171H138ZM170 172V171H169ZM29 173V172H28ZM126 173V172H125ZM131 173V172H130ZM114 174V172L112 173ZM6 175V174H5ZM4 175V176H5ZM13 175V174H12ZM132 175V174H131ZM98 176V175H97ZM0 177H1V173H0ZM26 177V176H25ZM133 177V175H132ZM3 178V177H2ZM6 177H4L3 179H5ZM252 178V177H251ZM134 179V178H133ZM138 179V177H137ZM136 179V180H137ZM1 180V178H0ZM2 181V180H1ZM10 181V180H9ZM12 181V180H11ZM126 182V181H125ZM208 182V181H207ZM111 184V183H110ZM1 185V184H0ZM117 185V184H116ZM8 186V185H7ZM11 186V185H10ZM14 186V185H13ZM3 187L5 188L6 187V184L4 183ZM110 189V187H108ZM119 188V186H118ZM128 188V187H126ZM0 189H2V187H0ZM11 189V188H10ZM8 190V189H7ZM101 190V189H100ZM98 190V191H100ZM127 190V189H126ZM96 191V192H98ZM1 192V190H0ZM8 192V191H7ZM86 193V194H85ZM90 191H88V195H89ZM100 193V192H99ZM116 193V192H115ZM157 193V192H156ZM4 194V193H3ZM83 195H86L87 196V192H84ZM125 195V194H124ZM200 194H198L199 196ZM203 195V194H202ZM197 196V198H198ZM201 196V195H200ZM116 197V201L114 200ZM193 197V196H192ZM196 198V197H194ZM22 199V198H21ZM20 200V199H19ZM19 200H17V202H19ZM126 200L125 197L123 199V201ZM21 201V200H20ZM64 202V203H60V202ZM146 201V200H145ZM15 202V201H14ZM29 202V201H27ZM127 202V201H126ZM201 203V202H200ZM13 204V203H12ZM125 204V203H124ZM146 204V203H145ZM150 204V203H149ZM25 205H27L25 203ZM140 205V204H139ZM188 205V204H187ZM3 206V205H2ZM148 206V205H147ZM182 206V205H181ZM24 207V206H22ZM33 207V206H32ZM18 208V207H17ZM136 208V207H134ZM139 208V207H138ZM146 208V207H145ZM32 209V208H31ZM137 209V208H136ZM144 209V208H143ZM30 210V209H29ZM134 210V209H133ZM149 210V209H148ZM192 210V209H191ZM15 211L14 208L13 210H10L7 211V212H13ZM65 211H67V218H68V223L64 224V223H60V218H61V214L62 213H65ZM136 211H140L139 210H136ZM195 211V210H194ZM2 212V211H1ZM5 212V213H7ZM262 212V211H261ZM134 213H135V210H134ZM137 213V212H136ZM190 213V212H189ZM1 214V213H0ZM9 213H7L8 215ZM139 214V213H138ZM7 215L4 214V216L6 217ZM131 215V214H130ZM134 215V214H133ZM144 215V214H143ZM182 215V214H181ZM192 215V214H191ZM135 216V215H134ZM134 216L132 217V219L134 218ZM2 216H0L1 218ZM64 217V216H63ZM65 217V218H66ZM122 217V218H121ZM264 217V216H263ZM124 218V219H123ZM5 219V218H4ZM120 219H123L124 222H122ZM129 219L131 220V217H129ZM65 220V219H64ZM90 221V223L88 221ZM126 220V221H125ZM18 221V220H17ZM4 222V221H3ZM1 223V222H0ZM29 223V222H28ZM92 223H95V231L93 230L92 233H88V227L87 225L88 224H91L93 225ZM13 225V227H15V229L19 228L18 230H20L21 227H24L23 225L20 227V225L14 221L10 222V224H8L7 227H9L10 225ZM5 225V224H4ZM190 225V224H189ZM188 225V226H189ZM130 228V226H127ZM132 227V226H131ZM130 231V230H129ZM128 231V233H129ZM5 233H8V232H5ZM124 233V232H122ZM121 233V234H122ZM127 233V232H125ZM4 234V233H3ZM137 235V234H135ZM127 236V235H126ZM35 237V236H34ZM33 237V238H34ZM91 237V240L89 239ZM107 237H111L112 240L108 239ZM1 238V237H0ZM4 238V237H3ZM13 238V237H12ZM60 238V237H59ZM58 238V239H59ZM62 238V237H61ZM128 238V237H127ZM132 238V237H131ZM129 238V239H131ZM135 238V237H134ZM133 238V239H134ZM10 239V238H9ZM107 239V240H106ZM124 239V238H123ZM123 239H122V242H123ZM140 239V238H139ZM110 240V241H109ZM126 241V238L124 239ZM44 241V240H43ZM65 241V240H64ZM78 241V244L77 246H74L75 243ZM96 241V242H95ZM27 242V241H26ZM112 242H111V246H112ZM28 243V242H27ZM100 243V242H99ZM105 243V242H104ZM130 244V242H126L125 244L128 245ZM160 243V242H159ZM85 244V243H84ZM107 245H109L108 243H106ZM104 244L102 245L103 247H107V245ZM132 244V243H131ZM130 244V245H131ZM243 244V243H242ZM66 245V244H65ZM88 245V244H87ZM89 245L88 247H91L92 249V246L95 247L94 245ZM98 245V244H96ZM53 246V245H52ZM51 246V247H52ZM56 246V245H55ZM148 246V245H147ZM27 247V245H26ZM60 247V246H59ZM62 247V250H63V245L61 246ZM83 247V246H82ZM104 247V248H105ZM149 247V246H148ZM29 248V247H28ZM49 248V247H48ZM85 248V247H83ZM96 248V247H95ZM97 248H100L99 246H97ZM111 248V247H110ZM27 249V248H26ZM88 249V248H87ZM109 249V248H108ZM151 249V248H150ZM105 250V249H104ZM112 250V249H111ZM83 251H86V250H83ZM100 251V250H99ZM109 251V250H108ZM113 251V250H112ZM134 251V250H133ZM151 253L153 250H150ZM113 252V253H114ZM115 252V253H116ZM7 253V252H6ZM108 253V252H107ZM56 254V253H55ZM54 254V255H55ZM63 254V253H62ZM67 254V253H66ZM119 254V253H118ZM160 254V253H159ZM111 255V253L109 254ZM148 255H150V253H148ZM153 255V254H152ZM173 255V254H172ZM51 256V255H50ZM112 256V255H111ZM115 256V254H114ZM249 256V255H248ZM251 256V255H250ZM107 257V256H106ZM110 257V256H109ZM108 257V258H109ZM117 257L119 258V256L117 255ZM128 257V256H127ZM149 257V256H148ZM114 258V257H113ZM116 258V256H115ZM157 258V256H156ZM159 258V257H158ZM157 258V259H158ZM189 258V257H188ZM110 259V258H109ZM192 259V258H191ZM63 260V259H62ZM111 260V259H110ZM115 260V259H114ZM129 260V258H128ZM75 261V259H74ZM41 262V261H40ZM109 263H111L110 261H108ZM117 262H118V259H117ZM131 263V261H129ZM158 262V260H157ZM37 263V262H36ZM39 263V262H38ZM113 263V262H112ZM161 263V262H160ZM32 264V263H31ZM41 264V263H40ZM96 264V263H95ZM98 264V263H97Z\"/></svg>", "mask_w": 264, "mask_h": 264}]
</instances>
